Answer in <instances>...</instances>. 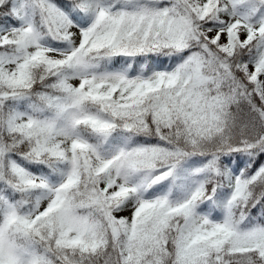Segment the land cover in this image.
I'll return each mask as SVG.
<instances>
[{"label": "snow or ice", "instance_id": "obj_1", "mask_svg": "<svg viewBox=\"0 0 264 264\" xmlns=\"http://www.w3.org/2000/svg\"><path fill=\"white\" fill-rule=\"evenodd\" d=\"M0 264H264V0H0Z\"/></svg>", "mask_w": 264, "mask_h": 264}]
</instances>
